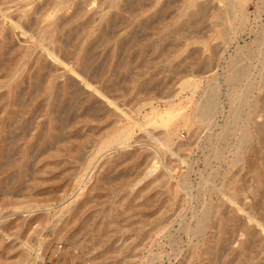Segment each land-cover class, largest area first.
Listing matches in <instances>:
<instances>
[{
  "label": "rangeland",
  "instance_id": "1",
  "mask_svg": "<svg viewBox=\"0 0 264 264\" xmlns=\"http://www.w3.org/2000/svg\"><path fill=\"white\" fill-rule=\"evenodd\" d=\"M0 264H264V0H0Z\"/></svg>",
  "mask_w": 264,
  "mask_h": 264
},
{
  "label": "bare ground",
  "instance_id": "2",
  "mask_svg": "<svg viewBox=\"0 0 264 264\" xmlns=\"http://www.w3.org/2000/svg\"><path fill=\"white\" fill-rule=\"evenodd\" d=\"M135 3H137V2H135ZM139 4V3H138ZM130 5V4H129ZM132 6H133V4H132ZM205 7V6H204ZM202 8V7H201ZM203 9H205V8H203ZM199 14V13H198ZM192 16V15H191ZM199 17V16H198ZM200 18V17H199ZM203 19V18H202ZM199 20V19H198Z\"/></svg>",
  "mask_w": 264,
  "mask_h": 264
}]
</instances>
